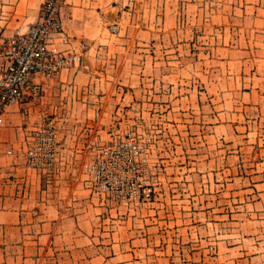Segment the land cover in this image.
Listing matches in <instances>:
<instances>
[{
  "label": "crops",
  "instance_id": "crops-1",
  "mask_svg": "<svg viewBox=\"0 0 264 264\" xmlns=\"http://www.w3.org/2000/svg\"><path fill=\"white\" fill-rule=\"evenodd\" d=\"M43 1L0 0L2 36L27 31ZM60 5L72 46L86 43L89 50L79 66L45 83L40 102L13 105L5 113L0 148L14 154L0 157V264H264V217L242 223L240 246L232 242L234 222L218 217L219 206L229 203L223 199L228 186L195 185L192 199H185L183 190L190 187L172 184L164 186L161 199L128 205L96 194L84 173L100 133L85 138L84 126H93L89 115L77 141L64 125L54 174L29 168L25 158L27 139L44 117L54 114L63 122L66 109L80 106L96 109L99 121L110 98L120 104L117 112L128 98L132 108L159 110L168 119L174 114L178 128L190 130L178 141L193 138L210 154L224 145L227 155L235 140L264 149V0H60ZM113 23H119V33L111 32ZM171 57L178 59L176 72H170ZM183 152L181 163L190 157ZM214 155L217 151L209 157ZM194 159L197 167L189 176L222 172L215 158ZM253 204L264 209V202ZM219 242L229 243L219 248Z\"/></svg>",
  "mask_w": 264,
  "mask_h": 264
},
{
  "label": "built area",
  "instance_id": "built-area-1",
  "mask_svg": "<svg viewBox=\"0 0 264 264\" xmlns=\"http://www.w3.org/2000/svg\"><path fill=\"white\" fill-rule=\"evenodd\" d=\"M119 28V23L110 26L112 33ZM88 50L86 43L72 46V38L64 31L60 0H44L40 17L27 31L17 30L10 37L0 33V127L11 106L40 102L45 83L62 70L79 66ZM58 137L56 121L43 119L27 139V166L54 174L59 161ZM12 154V148H0V157ZM84 173L96 194L118 204L150 202L155 197L150 149L135 133L101 147L85 164Z\"/></svg>",
  "mask_w": 264,
  "mask_h": 264
},
{
  "label": "rangeland",
  "instance_id": "rangeland-1",
  "mask_svg": "<svg viewBox=\"0 0 264 264\" xmlns=\"http://www.w3.org/2000/svg\"><path fill=\"white\" fill-rule=\"evenodd\" d=\"M119 31L116 33H119ZM218 35L220 37V33ZM218 35L216 37H218ZM175 50V48L171 47V56L176 55L177 50ZM171 61L170 67H174V69L172 70L170 68V72H176L178 59L176 57H171ZM170 84L172 85V83ZM109 102L107 103L106 113L101 114V120L99 121L98 117H100V115L95 108V111L92 112H87L85 108L80 106L77 107L75 112H73L71 108L66 109V112L62 111L63 114L60 118L64 121H56L58 123L59 141H65L66 136L62 137V134L65 132V124L70 125L73 129L70 139L77 141L81 138V134L84 131V129H82L81 132H78V127L81 126L82 123L87 124L88 119H91L93 126H84V128H88L85 138L90 139V137L93 135L96 136L97 132L100 131L99 140H97L99 142H94L91 145V147H93V152L89 160H92L97 155L100 148L108 144L111 140L125 136L128 133H135L150 149V166L153 172L152 180L156 184V192L153 200L161 199L164 186L167 187L172 184L185 189L188 188V186L190 187L189 189L183 190L185 192L183 197L186 195L185 199H192L193 193L191 192L194 190L192 187L195 185L197 188L210 184L224 188L228 186V196H224L223 199H227L229 203L219 206L217 210L218 217H227L230 221L234 222L232 227L234 241L232 242L237 246L242 245L243 241L240 238L242 237L243 230L242 223L245 221L248 222L247 218H258L260 215L264 217V209L262 207H255L253 204L259 201L264 202V149L261 150L259 146L249 145L248 143L239 144L237 142L238 140H235L234 146L231 148L232 152H229V149H227L226 155V146L218 145L216 146L217 148L212 150V154L217 151V155L209 157L212 155L210 154L209 148L205 151L203 146L199 147L195 139L191 138L194 141L191 142L190 139V142L187 144L178 141V137L183 135V132L187 133L190 132V130L185 128L179 129L176 122L172 120L174 114H169L171 119H168L165 113L163 112L164 114H162L159 110L155 112L152 110V112H150L143 107L137 109L132 108L129 106L128 98L125 100L126 105H124L123 109L117 112L120 104L115 103L112 98H110ZM116 104L118 105L116 109L113 110V106ZM109 105L111 107L108 108ZM87 115L90 117L83 120L85 118L84 116ZM54 116L57 115H49L44 117V119H53ZM181 131L182 134H180ZM189 137H194V135L191 134ZM168 139H170V141H168ZM167 144L172 147L170 153L168 149L169 145ZM194 144H196V146ZM187 150L188 153L186 154L190 157L187 158L185 163H181L182 158L180 157H184L185 153L183 151ZM256 150H258V154H256ZM60 151L61 150H59V158ZM167 152L170 156H168ZM162 154L165 156L163 157ZM195 155H207L209 159L215 158L213 162L222 169V172L214 177H200L198 175L194 178V176H189V169L197 167L193 162L195 160ZM228 157H230V161H228L230 164H227ZM167 159H169L168 163L165 161ZM209 159L206 160L208 164ZM89 160L87 159V161ZM182 166L186 167L182 168ZM225 168H230V170L226 173V171H224ZM178 174H180L181 178H177ZM218 194H220V192ZM201 199L204 198L202 196L197 198V200ZM218 200H220V197H218ZM221 243L224 245L229 242H219V248Z\"/></svg>",
  "mask_w": 264,
  "mask_h": 264
}]
</instances>
